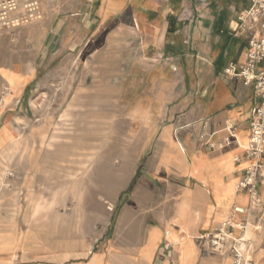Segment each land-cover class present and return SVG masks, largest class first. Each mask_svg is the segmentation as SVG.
I'll use <instances>...</instances> for the list:
<instances>
[{
    "label": "crops",
    "instance_id": "obj_1",
    "mask_svg": "<svg viewBox=\"0 0 264 264\" xmlns=\"http://www.w3.org/2000/svg\"><path fill=\"white\" fill-rule=\"evenodd\" d=\"M248 1L40 0L41 21L0 32V96L8 90L0 107V163L10 151L20 163L0 171V193L18 200L0 201V264L70 258V250L39 248L31 232L42 211L54 209L33 196L32 179L45 176L39 147L56 113L52 100L39 101L54 99L48 88L58 83L62 114H79L82 122L80 146L87 139L81 117L93 113L98 131L107 118V160L118 162L112 176L118 248L106 264L230 263L228 253L214 254L200 239L227 220H244L234 208L249 205L236 187L248 165L256 100L252 87L224 74L245 58L248 39L237 23ZM259 195L264 203V187ZM16 212L28 227L18 239ZM250 222L261 226L253 238L262 255L264 210L253 211ZM92 257L97 264L101 255Z\"/></svg>",
    "mask_w": 264,
    "mask_h": 264
},
{
    "label": "rangeland",
    "instance_id": "obj_2",
    "mask_svg": "<svg viewBox=\"0 0 264 264\" xmlns=\"http://www.w3.org/2000/svg\"><path fill=\"white\" fill-rule=\"evenodd\" d=\"M238 5L241 11L244 5L242 2ZM258 67L264 68V62ZM48 89L54 99L45 95L39 102L47 104L52 100L56 113L48 121L52 123V128L46 133L48 141L39 147L45 176L32 179V194L39 202L54 203V209L42 211L40 219L34 221L33 228L36 229L31 232L39 239V248H53L56 253L70 250V258L55 259L58 261L56 264H63V261L64 264H91L92 255L97 254L101 255L97 264H106L111 251L118 248L115 243L118 210L114 208L116 200L112 191V176H117L118 162L107 160L106 153L111 147L107 118L103 115L102 130L98 131L93 113L87 112L85 118L81 117L83 124L86 123V131L81 132L86 133L87 139L80 146L79 124L82 122L79 123V114H62L63 84L58 83ZM100 135L102 143L95 140ZM9 154L7 161L0 163V171L5 168L14 171L20 165L15 162L14 151ZM63 171L69 172L70 176H63ZM28 195V201L34 202L31 192ZM0 201L18 200L7 192L0 195ZM13 218L14 234L18 239L28 227L22 223L19 213L16 212ZM7 244L9 247L10 242ZM123 244L127 248L126 243ZM257 251L253 264H264V252L258 255Z\"/></svg>",
    "mask_w": 264,
    "mask_h": 264
},
{
    "label": "built area",
    "instance_id": "obj_3",
    "mask_svg": "<svg viewBox=\"0 0 264 264\" xmlns=\"http://www.w3.org/2000/svg\"><path fill=\"white\" fill-rule=\"evenodd\" d=\"M40 0H0V32H11L42 20ZM237 33L246 36L247 49L241 64H229L224 74L238 78L244 87H252L256 100L250 109L248 123L249 143L244 152L247 167L236 189L247 195L248 208H234V214L242 215L244 220L233 222L227 220L201 241L214 254L228 253L229 264H253L256 251L254 234L261 226L250 222L253 211L264 210V203L259 195V187H264V68L258 66L264 62V0H249L248 6L238 17ZM8 90L0 96V107ZM192 136V133H190ZM206 136L202 126L197 136L199 143ZM214 148L213 144L208 145ZM239 159H235L237 163ZM7 177L12 173L7 172ZM237 233V234H236Z\"/></svg>",
    "mask_w": 264,
    "mask_h": 264
},
{
    "label": "trees",
    "instance_id": "obj_4",
    "mask_svg": "<svg viewBox=\"0 0 264 264\" xmlns=\"http://www.w3.org/2000/svg\"><path fill=\"white\" fill-rule=\"evenodd\" d=\"M219 1H222L224 3H232L233 2V0H219Z\"/></svg>",
    "mask_w": 264,
    "mask_h": 264
}]
</instances>
